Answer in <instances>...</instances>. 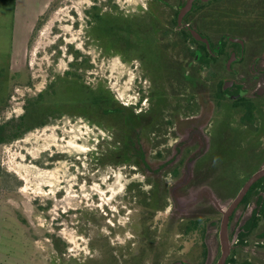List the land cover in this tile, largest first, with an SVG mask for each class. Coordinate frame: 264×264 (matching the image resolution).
<instances>
[{
    "label": "flooded vegetation",
    "instance_id": "af4514ba",
    "mask_svg": "<svg viewBox=\"0 0 264 264\" xmlns=\"http://www.w3.org/2000/svg\"><path fill=\"white\" fill-rule=\"evenodd\" d=\"M187 1L148 0L146 8L125 15L130 19V22L126 21L130 26L128 37L121 32V35H115L108 53L104 45L98 48L104 56L117 57L125 64H137L140 79L148 83L147 92L141 90L137 104L131 106L136 124L130 131H122V124L112 126L118 122L120 110L113 112L114 116L95 118L94 123L85 120L84 114L66 112L109 134L107 140L101 138L92 152L99 168H104L105 164L129 166L145 178L141 184L134 183L138 188L147 185L150 194L161 195L166 189L165 206L157 214L171 206L173 186L189 171L191 178L179 193L187 195L192 188L209 187L215 194L221 208L202 197L196 205L202 211L191 219L201 222L193 234L185 235L189 222L171 221L167 217V237L160 240L164 243L170 239L169 228L176 230L180 238L175 241L179 244L172 249L183 252L168 262L169 255H163L160 264H218L224 254L223 264H264L247 250L252 244L259 252L264 251V182L260 184L261 189L254 187L264 177L249 188L227 215L222 238L226 209L250 176L264 166V0H194L179 22V12ZM167 5H173L177 11L176 24ZM120 14L113 15L119 17ZM101 36V43H107L105 34ZM74 62L71 60L63 75L53 77L34 96L44 92L49 85L53 86L58 77H64ZM81 62L85 63V59ZM19 73L16 76L27 87V75L23 70ZM84 79L85 76V85ZM159 85H166L168 90L160 104L154 98ZM180 86L186 93L177 94L182 89ZM191 91L194 93L190 94ZM167 100H172V108L166 106ZM143 101L147 102L145 110L140 106ZM66 114L63 113L64 117L72 118ZM205 114L208 116L205 121L194 128L181 124V136L177 135L174 123L177 116L188 120ZM237 149L242 150V159L234 156ZM117 151L120 153L115 154ZM248 164H251L250 168H246ZM221 179L231 182L233 190L223 192L217 186ZM134 211L135 218L138 210ZM157 214L149 224L151 239ZM192 214L190 212L189 216ZM136 229L142 233V226L134 224L130 229L132 238L126 240L124 246L113 247V254L100 247L96 261L110 264L115 258L112 264H135ZM209 240H213L214 250L210 263ZM108 243L111 245L112 241ZM91 258L86 260L87 264ZM123 258L130 260L123 263Z\"/></svg>",
    "mask_w": 264,
    "mask_h": 264
},
{
    "label": "rangeland",
    "instance_id": "374dc122",
    "mask_svg": "<svg viewBox=\"0 0 264 264\" xmlns=\"http://www.w3.org/2000/svg\"><path fill=\"white\" fill-rule=\"evenodd\" d=\"M147 2L0 0V102L10 96L0 121L20 116L25 96H33L53 77L63 75L74 60L70 52L79 54L78 62L88 58L92 68L84 74L87 85L106 86L117 102L125 106L137 104L140 91L148 90V83L140 79V68L101 54L89 37L90 21L94 8L101 9V14L109 10L121 13V17L146 8ZM40 18L43 22L37 29ZM101 26L106 27L105 23ZM22 70L30 85L9 88L12 80L9 76ZM18 83L23 85L21 80ZM172 103L167 100L166 106L172 108ZM140 106L145 110L147 102L143 101ZM190 121L176 117L177 135L181 136V124L188 127ZM108 136L82 118L62 117L10 145L0 146V166L8 175L2 178L9 189L0 193L2 264H82L84 259L86 264L90 257L96 261L100 247L110 250L124 246L132 238L130 229L135 224L138 199H134L128 187L145 182V178L139 171L122 164L99 168L92 152L101 138L107 140ZM241 151L234 150V156L242 159ZM217 184L223 192L233 190L227 180H218ZM148 188L146 185L141 189ZM174 210L171 198V206L154 219L159 239L167 237V217L170 220ZM173 233L169 228L170 239L164 242L166 248L179 244L175 239L180 237ZM107 241L112 244L105 246ZM208 248L213 255V240H209ZM247 250L258 262L264 263V251L259 252L252 244ZM182 252L171 248L166 261Z\"/></svg>",
    "mask_w": 264,
    "mask_h": 264
},
{
    "label": "trees",
    "instance_id": "16d2710c",
    "mask_svg": "<svg viewBox=\"0 0 264 264\" xmlns=\"http://www.w3.org/2000/svg\"><path fill=\"white\" fill-rule=\"evenodd\" d=\"M159 3L160 2H157V4ZM166 7H168L171 12H173V22L176 24L175 17L177 11L173 9V5H167ZM100 11L101 9L94 8V11L91 14L89 37L94 40L98 48L99 46L104 45L106 49L105 51L108 53L110 51L109 49H111L110 43L113 45V42L111 40L115 35H117L118 33L120 34L121 32L127 34L128 37L130 26L129 24H126L128 23L126 21H129L130 19L128 17L126 18L124 15L120 18L115 17V15H113L115 13L109 12L111 10L103 14H101ZM42 20V18L38 20L36 25L37 29L42 24ZM102 23H105V29H102ZM104 34L106 38H108L107 43L105 41L101 43V35ZM70 53L73 54L75 62L73 64H70V70L65 73L64 77H58V80L55 81L53 86L49 85L44 92L38 94L37 96H25L23 99V112L20 116L0 121V146L10 145L17 140L22 139L24 135L33 130L54 123L56 120L64 117L63 113H67L66 115H70V117L73 118V114H69L66 111H70L71 113H79L80 115L84 114L83 117L85 118V120H89L90 123H94L95 118L97 120L104 115L114 116L113 112L120 110V118L117 123H112V126L122 124V131H130V129L135 126L136 122L133 121L134 115L131 112V107H125L118 104L114 95L106 86L97 85L95 87H91L86 83L84 85V73H88L92 66L89 64L88 58L85 57V63L78 62L79 54L73 52ZM9 79H12L10 81L9 88L15 87L17 86V84L23 86L21 85V83H18L20 79H18L16 75L9 76ZM165 86L166 85H159L158 89L155 92L154 98L157 100L158 104L162 102L164 97L163 95L168 92ZM172 87L173 85L170 84V88ZM180 87L182 89L177 92V94L183 93L185 91L183 86ZM189 93L193 94L194 92L191 91ZM9 97L10 96L8 94V96H6V98H4L2 102H0V116L1 114H3V112H5V105ZM117 116L118 115H115V117ZM119 153L120 152L117 151V153L115 154ZM96 159L97 157H95V160ZM107 165L109 164H105V166ZM251 173L252 172L250 171V173H248V176H250ZM4 175L8 176L5 172H3L0 166V193L1 191L5 192L9 190L7 182L2 178V176ZM243 182H241V184ZM262 182H264V179L260 180L257 184L254 185V187L259 186V188L261 189L260 184ZM128 189L129 191H132L134 197L139 200L138 211L134 222L135 224L142 226V233H140L137 229L135 230L137 239V241L135 240L133 246V253L136 254V256L134 257L135 264H160V262H162V256L168 255L167 253H169L172 245H169L168 248H166L165 244L157 238L155 230L152 239L150 238L151 234H149L148 232L151 218H153V216H155L158 211L165 206L166 189L163 190L162 195L156 193L150 194L149 191H141L139 190L137 185H131L128 187ZM2 200L3 199H1L0 194V202ZM198 209L199 205L193 209L194 214H192V216H186L178 219L184 220V222L186 223H190L189 227L185 230V235L187 234V236L189 234H193L195 230L200 227L201 222L191 220H194V216L197 215L196 211ZM186 223H182V226H187ZM174 233L177 234V231L175 230ZM172 238L173 237H171V239ZM105 246H110V244L106 242ZM104 250L108 253L111 252L110 254H113L112 252L114 251V249L110 251L107 249ZM114 259L115 258L111 260L112 262L110 264L115 262ZM122 260L123 263H126L129 262L130 259L123 258ZM99 263V261L96 262L90 260L89 264Z\"/></svg>",
    "mask_w": 264,
    "mask_h": 264
},
{
    "label": "water",
    "instance_id": "95a60500",
    "mask_svg": "<svg viewBox=\"0 0 264 264\" xmlns=\"http://www.w3.org/2000/svg\"><path fill=\"white\" fill-rule=\"evenodd\" d=\"M194 0H188L186 5L180 10L178 15V21L180 22L183 16L190 10L192 2ZM201 2H208L212 0H200ZM194 37L198 40H201L200 37L196 34H194ZM208 117L206 114L202 115L201 118H192L190 122H187V126L190 128H194L199 122L203 120V118ZM264 177V166L261 167L258 171H256L254 174L250 176V178L244 183V185L241 187L239 192L237 193L236 197L231 201L230 205L226 209L225 217L223 219V225H222V238L224 236L226 221H227V215L237 206V204L242 200L244 195L247 193L249 188L259 179ZM191 178V171H189L187 174L182 175V177L175 183L172 189L171 198L173 200L175 210L170 214L171 220L176 221L179 218H183L186 216H189L190 212L193 213V209L196 207L199 201H201L203 198L206 197L211 205L215 207H220L219 201L216 198L215 194L211 191L209 187H203L201 189H195L192 188L187 195H181L179 193L180 189L183 188L187 183L189 182ZM221 208V207H220ZM202 211V208H199L196 213H200ZM187 212H189L187 214ZM224 239V238H223ZM212 253L209 250L208 255V263L212 261ZM226 258V255L221 258L218 264H223L224 260Z\"/></svg>",
    "mask_w": 264,
    "mask_h": 264
},
{
    "label": "crops",
    "instance_id": "0c3cea01",
    "mask_svg": "<svg viewBox=\"0 0 264 264\" xmlns=\"http://www.w3.org/2000/svg\"><path fill=\"white\" fill-rule=\"evenodd\" d=\"M15 1V3H17L18 2V0H14ZM31 28H32V26H30L29 27V30H31ZM3 239H2V237H1V233H0V245L2 244V241ZM0 248H1V246H0ZM1 252V251H0ZM1 259H2V253H0V264H2L3 262H1Z\"/></svg>",
    "mask_w": 264,
    "mask_h": 264
}]
</instances>
